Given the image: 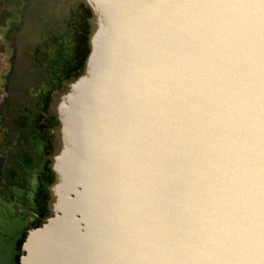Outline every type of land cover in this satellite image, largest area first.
Instances as JSON below:
<instances>
[{
    "label": "water",
    "instance_id": "95a60500",
    "mask_svg": "<svg viewBox=\"0 0 264 264\" xmlns=\"http://www.w3.org/2000/svg\"><path fill=\"white\" fill-rule=\"evenodd\" d=\"M87 1L20 264H264V0Z\"/></svg>",
    "mask_w": 264,
    "mask_h": 264
},
{
    "label": "flooded vegetation",
    "instance_id": "af4514ba",
    "mask_svg": "<svg viewBox=\"0 0 264 264\" xmlns=\"http://www.w3.org/2000/svg\"><path fill=\"white\" fill-rule=\"evenodd\" d=\"M94 19L87 0H0V264H20L27 231L48 213L65 140L63 97L89 68ZM30 27L43 38L17 79ZM67 41L69 66L49 76L44 62Z\"/></svg>",
    "mask_w": 264,
    "mask_h": 264
},
{
    "label": "rangeland",
    "instance_id": "374dc122",
    "mask_svg": "<svg viewBox=\"0 0 264 264\" xmlns=\"http://www.w3.org/2000/svg\"><path fill=\"white\" fill-rule=\"evenodd\" d=\"M47 11V10H46ZM51 17V16H50ZM51 18H54V15H52ZM54 20V19H53ZM36 29L34 27H30L25 33L20 37V45H18L19 52L21 53V57L19 60V67L17 70V79L21 78V75H28L27 68L24 69L25 61L27 58L32 55L33 52H35L36 48L39 46L40 40L43 38L42 34L43 32L38 33L35 31ZM69 47H72V44L70 41L58 43V46L54 48V51L56 49L55 56L50 58L49 60H46L47 62H44L43 68L45 69V72H49V76H53L59 70H64L68 64V60H66L67 53H64V50L68 49ZM30 60V59H29ZM30 76V73H29ZM57 83V82H56Z\"/></svg>",
    "mask_w": 264,
    "mask_h": 264
}]
</instances>
